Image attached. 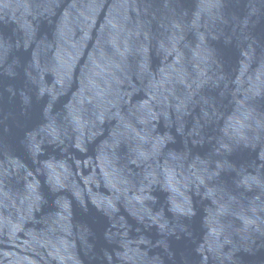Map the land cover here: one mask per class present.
Instances as JSON below:
<instances>
[{
    "label": "water",
    "instance_id": "obj_1",
    "mask_svg": "<svg viewBox=\"0 0 264 264\" xmlns=\"http://www.w3.org/2000/svg\"><path fill=\"white\" fill-rule=\"evenodd\" d=\"M0 264H264V0H0Z\"/></svg>",
    "mask_w": 264,
    "mask_h": 264
}]
</instances>
